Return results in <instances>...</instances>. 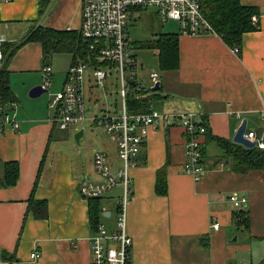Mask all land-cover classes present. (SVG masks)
Wrapping results in <instances>:
<instances>
[{
	"label": "crops",
	"instance_id": "1",
	"mask_svg": "<svg viewBox=\"0 0 264 264\" xmlns=\"http://www.w3.org/2000/svg\"><path fill=\"white\" fill-rule=\"evenodd\" d=\"M240 3L257 8L260 17L259 29L244 34L237 53L214 34L160 33L178 35L179 46L178 68L161 71L158 51L141 48L159 34L138 45V50L155 52L160 89L140 101L144 104L139 107L131 102L130 110L193 114L206 132L199 139L203 175L195 181L183 171L186 155L179 122L149 129L130 171L126 229L133 264L264 263V170L237 171L229 153L237 147L232 139L243 120L246 132L264 143V0ZM80 5V0H53L43 17L38 0H12L0 9L5 54L19 45L6 60L15 99L7 109L15 114L18 128L0 133V264H91L90 199L79 194V187L97 181L96 153L110 158L113 172L121 164L114 166L115 149L112 152L106 144H99L102 150L91 154L93 143L78 148L71 144L69 133L55 138L58 127L53 117L26 101L29 91L40 84L45 62L41 44L24 42L26 37L39 26L79 32ZM63 54H69L70 67L76 58ZM51 59L47 60L50 68ZM138 74L144 82L148 80L139 63ZM53 79L52 70L49 88ZM47 109L52 110L48 105ZM79 133L77 144L84 136L82 130L75 136ZM217 139L228 143L227 148L218 145ZM9 162H16L19 172L15 185L7 187L3 164ZM158 176L163 179L160 190L166 186L164 194L156 190ZM120 196L121 188L116 187L99 199V222L108 231L114 230ZM241 200L245 202L235 205ZM30 201L44 203L43 217L35 216V207L30 210ZM214 223L219 225L217 230L212 228ZM34 250L39 253L35 261L30 258Z\"/></svg>",
	"mask_w": 264,
	"mask_h": 264
},
{
	"label": "built area",
	"instance_id": "2",
	"mask_svg": "<svg viewBox=\"0 0 264 264\" xmlns=\"http://www.w3.org/2000/svg\"><path fill=\"white\" fill-rule=\"evenodd\" d=\"M12 0H0L3 4ZM81 24L79 34L86 47V57L77 58L69 67L62 89L51 94L48 107L54 112L53 122L59 130H67L86 121L84 116L83 82L86 70H92L97 85L106 92L104 82L114 71L117 72L121 100L119 112L105 111L101 118L96 115L89 119L91 124L103 127L115 144L117 157L121 162L116 171H111L108 158L96 153L93 169L97 181H87L79 187V194L86 199H102L114 188H121L116 205L114 230L98 222L89 237L91 264H133L131 258L132 240L127 233V208L131 190L130 171L136 166V158L145 144L150 128H164L170 121H178L183 130L186 161L183 171L199 181L203 175L200 137L206 132L204 125L195 120L193 114L168 115L156 111L132 112L131 102L140 103L155 92L159 82L157 73L149 74L150 84H145L138 74V63L131 53L130 39L126 31L127 16L131 10L154 9L162 23L176 22L181 35L200 36L213 34L203 17L200 0H80ZM5 38L0 36V64L6 59L3 49ZM235 53L238 48H233ZM42 88L48 91L52 81L50 66L41 71ZM14 103L0 104V133L6 128L16 130L18 121L15 114L7 109ZM244 138L254 141L255 147L264 152V143L256 140L252 133L245 132ZM244 200L235 201L239 205ZM214 230L218 223L212 225ZM31 260H37L39 253L34 250Z\"/></svg>",
	"mask_w": 264,
	"mask_h": 264
},
{
	"label": "trees",
	"instance_id": "3",
	"mask_svg": "<svg viewBox=\"0 0 264 264\" xmlns=\"http://www.w3.org/2000/svg\"><path fill=\"white\" fill-rule=\"evenodd\" d=\"M39 15L43 17L51 0H38ZM203 17L210 25L214 35L220 37L223 42L229 47H238L241 45L244 34L257 31L259 29L260 12L255 7L243 6L240 0H200ZM39 42L42 47V53L47 61L51 54L72 53L74 58H85L86 47L81 40L80 34L77 31L63 30L57 31L53 29L43 28L39 26L31 31L24 42ZM19 46V45H18ZM18 46L11 49L6 55L5 61L0 65V104L6 105L15 102L14 96L10 89L9 76L6 69V60L12 55ZM178 35L176 34H159L157 38L151 42L141 46V48L153 49L158 51V62L161 71H172L179 66L178 57ZM75 59V60H76ZM142 105L144 103H136ZM216 142L223 148H227L226 142L217 139ZM229 151L231 157L235 161L237 171H246L261 169L264 170V152L257 147L253 149L238 148ZM18 164L9 162L3 164V182L5 186L10 187L15 185L18 178ZM160 174V173H159ZM161 176V174H160ZM161 177H157L156 190L158 193L166 192L165 182L162 185ZM34 205V206H33ZM43 202H29V207L34 208L35 216H42ZM45 213V211H44ZM89 214L91 226L99 222L101 216V208L99 199H90Z\"/></svg>",
	"mask_w": 264,
	"mask_h": 264
},
{
	"label": "rangeland",
	"instance_id": "4",
	"mask_svg": "<svg viewBox=\"0 0 264 264\" xmlns=\"http://www.w3.org/2000/svg\"><path fill=\"white\" fill-rule=\"evenodd\" d=\"M53 0L48 7L50 9ZM47 10V12H48ZM46 12V13H47ZM126 31L129 35L131 42L130 49L131 53L136 56L138 63L143 66V72L149 77L151 72L159 73V68L157 64V59L155 52L147 49H137L138 45L144 42L150 41L156 34L160 33H176L178 32V24L173 21H168L162 23L161 19L158 17L154 9L146 10H131L127 16ZM51 68L54 74L53 87L49 88V93H56L59 91V83L63 79L67 68L71 62L69 54H51ZM91 70H87L85 73V80L83 82V93H84V106L85 113L84 116L86 121L82 124L72 127L71 129L59 131L55 130V138H60L62 135L69 133L70 142L74 147H84L89 144L92 147L88 152L93 154L102 147L99 144H106L108 148L113 152L115 149L114 159L112 160L114 166H119L121 162L117 157V149L113 142L110 141L109 136L105 133L102 126L97 124H91L89 119H92L94 115L97 118H101L105 111L110 113L119 112L121 106V100L117 94L119 89V83L117 78V72L114 70L105 80L104 85L106 92L103 91L102 86L95 83L94 78L91 75ZM43 81L40 80L39 86H42ZM145 84H150L149 79L145 80ZM49 93H44L40 97L31 99L28 96L26 100L40 112L44 111L46 117H53V111L47 109L48 101L50 99ZM82 130L84 136L80 139V143L77 144L75 141V134ZM111 161L110 158L108 162ZM111 163V162H110Z\"/></svg>",
	"mask_w": 264,
	"mask_h": 264
},
{
	"label": "water",
	"instance_id": "5",
	"mask_svg": "<svg viewBox=\"0 0 264 264\" xmlns=\"http://www.w3.org/2000/svg\"><path fill=\"white\" fill-rule=\"evenodd\" d=\"M49 63L48 61H45L44 62V66H48ZM160 89V84L159 82L156 83L155 87H154V90L157 91ZM44 93H47V90L46 89H43L42 86H35L33 87L29 93H28V96L29 98L31 99H35V98H38L40 97L42 94ZM245 132H246V121L243 120L241 122V124L239 125V127L237 128V131L232 139V142L234 144H237L245 149H253L255 147V142L254 141H248L247 139L244 138V135H245ZM80 134H77L75 136V141L78 142L79 140V137H80ZM264 264V263H263Z\"/></svg>",
	"mask_w": 264,
	"mask_h": 264
}]
</instances>
